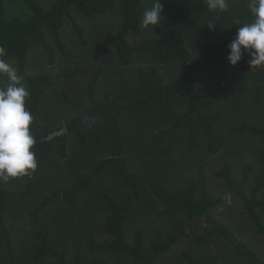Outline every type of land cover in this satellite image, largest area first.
Here are the masks:
<instances>
[{"label":"trees","instance_id":"trees-1","mask_svg":"<svg viewBox=\"0 0 264 264\" xmlns=\"http://www.w3.org/2000/svg\"><path fill=\"white\" fill-rule=\"evenodd\" d=\"M23 1L28 11L18 14L11 10L15 0H0V48L5 51L2 58L7 63L14 61L17 74L24 77L30 93L26 109L31 115L37 116L47 94L58 89L57 78L52 74L27 71L35 49H44L50 64L59 57L57 50L68 57L69 65L81 63L87 55H77L75 47L64 45L66 29L72 25L83 46L88 43V35L95 36L96 31L107 28L104 42L110 51L107 56L91 52V56L98 55L99 68L86 80L81 92H68L69 80L59 74L66 81L53 97L62 101L63 110L55 107L58 111L45 118L53 117L50 120L54 124L33 135L36 142L32 150L41 154L36 157L37 176H22L28 177L22 187L23 183L11 188L12 180L0 182V243L7 253V259L1 254L0 264H20L12 258L14 233L8 226L9 213L14 203L24 211L26 203L32 202L35 205L28 208L27 217L38 228L18 236L22 251L29 247L28 264H86L82 243L73 242L74 252L69 254L68 243L59 241L53 231L61 222L63 208L78 209L87 198L104 205L102 227L106 236L97 240L95 233L87 230L84 236L88 251L116 256L93 258L89 264H117L120 259H129L130 264H264V252L253 244L258 237L264 238V168L254 173L253 184L246 191L255 161H264V67L251 68V57L245 53L237 82L241 98L224 97L230 77L227 45L239 27L253 22L251 0H228L226 12L209 11L206 0H161L163 20L147 29L141 26V18L153 0ZM210 20L214 31L208 27ZM110 21L111 27H107ZM151 27L150 31L155 29L158 35H144ZM136 61L144 65L134 67ZM168 61L183 67L178 72H174L175 65L170 67L171 79L167 77L169 66H164ZM105 65L135 68V75L120 77L124 80L120 85L106 89L100 82ZM215 65L219 72L214 91L219 96L204 95L206 74ZM134 114L138 122L151 116L160 121L150 133L145 126H139L138 133L147 136L146 148H134V157H145V149L150 148L155 151L152 157L161 159L156 160L158 169H164L160 164L165 165L166 161L186 168V174L173 184H164L156 174L144 172L154 218L144 220L149 224L145 228L140 224L134 227L135 221H131L136 201L141 207H148L139 194V176L143 175L131 166L132 156L126 151L133 145L126 142L124 120ZM102 122L105 128L101 127ZM60 129H65V133L44 139ZM90 132L104 155L94 152L95 143L87 145ZM237 140L242 144L237 145ZM233 141L237 147L228 144ZM249 143L254 146L251 150ZM70 145L72 156L68 153ZM230 150L233 158L218 169H207L212 159ZM67 156L74 165L78 162L85 166L75 165L62 171L61 161H66ZM235 158L242 159L240 175L236 173L237 166L230 162ZM44 159L61 171L54 175L52 185L44 174L41 185L36 186L33 179L39 178V164ZM208 159L211 160L205 161ZM113 172L117 174L112 179L116 188L104 178ZM211 173L243 204L245 211L238 224L220 216L224 198L213 189L216 179L210 178ZM253 234L256 240L251 242ZM180 245L181 252L172 257V250ZM45 259L51 261L43 262Z\"/></svg>","mask_w":264,"mask_h":264},{"label":"rangeland","instance_id":"rangeland-1","mask_svg":"<svg viewBox=\"0 0 264 264\" xmlns=\"http://www.w3.org/2000/svg\"><path fill=\"white\" fill-rule=\"evenodd\" d=\"M24 1L23 0H15L11 10L14 13L21 14V12H27L28 10L24 7ZM251 21V20H249ZM248 21V22H249ZM77 22L80 24V21L77 20ZM247 22V20L245 21ZM82 27H84L82 25ZM107 27H111V21L109 23V25ZM89 28V27H88ZM153 27H151V29L148 30V32H144V35H158L157 33H155V29L153 31L152 30ZM87 30V28H86ZM161 30V29H160ZM108 34L107 32V28L106 31H96V35L94 36V33L88 35V43L83 46L80 43L79 40V36L75 30V28L72 25H69L66 29V35L64 37V45H66L67 47H75V51L77 55H87L86 59L81 61V63L75 65H69V59L68 57H65L64 54L61 53V51L57 50L58 47L55 45V42H52L53 47L55 50H57L58 52V56L57 60L54 64H50L48 62V57L47 54L45 52L44 49L38 48L35 49L32 53V56L30 57L29 61H28V66H27V71L28 72H44V73H49L52 74V76L56 77V82L55 84L57 85L58 89L60 90L61 84L66 80H63V77L61 75V78H59V74H63L65 75V77L69 80V84L67 85L68 88V92L70 93H77V92H81V89L83 90L84 87L86 86V80L91 77L92 73H94V71L99 68V58L98 55L94 54L93 56H91V52L93 51L94 53H107V51L109 52V46L107 45V43H105V37ZM109 53L106 54V56ZM96 55V56H95ZM141 56V55H140ZM108 62V61H107ZM112 61L108 62L111 63ZM137 63L134 65V67L139 66L140 65H144L143 62H139L136 61ZM163 62V61H162ZM12 67H14L16 69V63L14 61H10L8 62ZM164 66H169L167 72L168 75L167 77L169 79H171L173 77V75L171 74V68L172 66H176L174 72H178L180 71L183 67L176 63V64H172L171 62H164ZM229 64V62H228ZM106 66V65H105ZM264 67V65H261ZM228 70L230 72V77L228 78L227 81V85H228V92L224 95V97H237L239 96L237 94V82L239 81V76H240V72H241V64L240 62H238V64L236 66H231L229 64L228 66ZM135 68H129V69H124V68H120V67H109L107 68V66L104 68V70H102V74H101V85L103 86V88H106L110 86L115 87V85H120L124 80H121L120 77H133L135 75ZM219 72V68L217 65L213 66L209 72L206 74V82L203 84L202 86V92H204V95H209V96H219L216 95V91H214V84L216 81V76ZM126 80V79H125ZM130 81V80H129ZM7 82V78H5L4 76L0 75V87H3L5 85V83ZM131 82V81H130ZM26 86V85H25ZM60 86V87H59ZM27 88V86H26ZM58 89H52L50 91V93L47 94L45 100L43 101L42 105L40 106L41 111L37 114V116L32 115L33 116V120L30 124L33 125L32 128L30 129V133L32 135L35 134H40L43 129L45 127H51L54 124V120H50V119H45L48 118L47 116L50 115L51 113H53L54 111H58L57 109H55V107H57L59 109V111L63 110V104L61 103L62 101L60 99H55L53 97V95H56L57 93H55V90L58 91ZM110 90V89H109ZM237 98H241V96L237 97ZM236 98V99H237ZM53 104V105H52ZM27 110V109H26ZM36 117H38L39 119L42 120H38L36 119ZM105 122V121H104ZM104 122L101 123V127H104ZM227 123V121H226ZM124 124L126 126V130H128L127 132V138H126V142L127 144H131L133 145V147H127V153H129L132 156V163L131 166H133L140 174L143 175V177L140 178L139 176V194H140V199L144 202H146V204L148 205V207H141L140 205V201H136L135 202V206H136V211H135V217L131 219V221H135L134 227H140L145 228L147 227L149 224L144 221V220H151L154 219L153 218V214L150 213V211L152 210V205L150 204V199L148 196V186H147V181H146V177L144 172L146 173H154L156 174L158 177H160L162 179V182L164 184L170 183L173 184L175 181L178 182L180 179V177L182 176V174H186V168H184V166H179L175 163H170L168 161H166L165 165L160 164V166H164V169H158V164L156 162L157 159H159L157 156L152 157V154H155V151L153 149H145V157L143 158H139V157H134L135 156V150L134 148H143L146 146L144 145L145 141L147 140V136H145L144 134H139L138 133V128L139 126H145L147 131L150 133L152 132V130L157 129V126L160 124V121H158L154 116H151L149 119L146 120H141L140 122H138V118L137 115L134 114L133 116L127 118L124 120ZM29 126V128H30ZM93 130V129H92ZM65 133V129L63 130ZM42 139V138H41ZM69 141L71 142V144L73 145V143H75V140H72L73 137L69 136L68 137ZM87 145L89 146V144L91 143H95L96 145H94V149L96 153H100L102 152V155H104V151H102V149H100V145L94 140L93 136H92V132H90L87 135ZM237 145H241L242 142L241 140H237L236 141ZM230 146L233 147V145L235 147H237V145L235 144V141H233L232 143H228ZM245 146H247V144H245ZM249 150L253 149L254 146L252 143H249ZM40 147V150L42 151V147ZM73 147H76L75 145H73ZM72 147V148H73ZM30 151H33L32 149H30ZM68 153L70 154V156H72L73 150H71V145L69 146V150ZM230 152H225L222 153L219 158H214V159H208L205 161H210L208 163L207 169H218L220 168L224 162H228L229 158H233L230 157L229 154ZM41 154H36L35 153V158H39ZM76 155V154H75ZM77 157V155H76ZM163 161L165 162L164 157L162 156ZM70 157L67 156V158L65 159L66 161H61V170H71L74 168L75 165L77 166H85L82 165V163H78L75 162V165L73 163V161H67L69 160ZM78 159V157H77ZM203 159V158H201ZM161 160V159H159ZM37 161V160H36ZM41 164H39V169H41V171L39 172V178L35 181L33 178V182L36 184V186H40L41 185V180L44 174H46V179L49 183V185H52L54 183V175H56V173L59 171H61L57 165L55 164H51L49 163L47 160H41L40 161ZM43 162V163H42ZM161 162V161H160ZM230 162L234 165H236V173L237 175H240V166H242V159L239 158H235V159H231ZM255 165L253 167L254 172L251 175V181L248 184V187L246 188V191L250 189V187L253 184V177H254V173L257 172L258 170H260L261 168H264V161L262 160H256L255 161ZM145 168H147L150 171H146ZM83 169V168H80ZM37 176V172L36 170L34 172H32V175ZM117 174L116 172H113L111 174H105L104 178L110 180L111 186L113 188H116V183L113 179V177H115ZM210 178L212 179H216L213 181L212 183V187L214 190H216L217 192H219L221 194V196L224 198V205L222 207V209L220 208L219 210V214L220 216H222L225 219L230 220L231 222L234 223H239V219L240 216L242 215V213H244L245 209L243 204L238 201V199L236 197H234L233 195H231L224 186H222V184L220 183V181L215 178V176H211ZM25 179V180H23ZM10 180H12L13 182L10 181V187L14 188V186H19V184L23 183L20 187H22L26 182H28V177L26 176V178L24 177H17V178H11ZM39 180V181H38ZM175 180V181H174ZM18 182V185H17ZM147 194V195H146ZM85 195V194H84ZM86 196V195H85ZM81 198H83V200L85 199L84 196H82ZM230 200V202H229ZM31 205H35V203H26L27 208L25 207V210L23 211V208L20 207L17 203H14L12 205V208L10 210L9 213V220H8V226L9 229H11V231L14 233V235H12L13 239H12V247H13V257L15 260L19 261L20 264H28V248L27 250H24V252L22 251V248L19 246V238L18 236H20L21 234H23L25 232V230L28 229H37L38 225L35 223H32L30 220H28L27 217V212L28 208ZM80 205L78 209H71V208H63L62 211L64 212L63 217L61 218V222H59L58 227L56 226L54 228V231L57 235V238L59 241H62L64 243H68V246H70V249L68 251L69 254H72L74 251L72 249V244L75 241H80L82 243V249H83V253L84 257L86 258L87 263L89 264L90 261H92L93 258H105V259H115L114 257H116L113 254H109V253H105V252H97V253H90L88 251V247H87V243L85 240V236L84 233L87 230H92L95 233L96 239H105L106 236L103 233V227L102 224L105 220V213H104V205L100 202H91L89 200V198H87L83 203L80 202ZM61 207H63V204H61ZM22 218L18 217L19 212H21ZM48 214V213H46ZM49 217V214L47 215ZM47 218V217H45ZM144 218V219H143ZM132 224V222H131ZM21 233V234H20ZM30 238L29 237V241L30 242ZM56 238V239H57ZM248 239V238H247ZM256 240V236L253 234L252 236H250V241L254 242ZM256 247L259 248L260 251L264 252V238L262 237H258V241L253 243ZM57 247V246H56ZM182 250V246H177L172 250V257L178 255ZM0 257L1 254H3L4 258L7 259V253H6V249L3 245V242L0 243ZM169 256H167V258H169ZM171 257V258H172ZM119 258V257H118ZM167 258H164L163 262H166ZM117 260V259H116ZM7 261V260H6ZM51 261L48 259L43 260V262L49 263ZM130 264V260L129 259H125V261H123L122 259L119 260V262L117 264Z\"/></svg>","mask_w":264,"mask_h":264},{"label":"clouds","instance_id":"clouds-1","mask_svg":"<svg viewBox=\"0 0 264 264\" xmlns=\"http://www.w3.org/2000/svg\"><path fill=\"white\" fill-rule=\"evenodd\" d=\"M206 3L212 12H226L229 8L228 0H206ZM249 8L254 20L237 29L227 45L226 58L231 66H236L247 53L251 57L248 64L255 69L264 65V0H251ZM162 12L161 0H153L151 8L143 12L141 26L155 28L163 20ZM208 27L214 31L212 20L208 21ZM4 55V49L0 48V75L7 78L0 87V182L6 183L11 178L30 176L37 168V161L35 152L30 151L36 142L29 128L33 116L26 110L30 93L23 83L24 77L2 58Z\"/></svg>","mask_w":264,"mask_h":264},{"label":"water","instance_id":"water-1","mask_svg":"<svg viewBox=\"0 0 264 264\" xmlns=\"http://www.w3.org/2000/svg\"><path fill=\"white\" fill-rule=\"evenodd\" d=\"M64 129H60V130H57V131H54V132H51V133H49L46 137H44V139H46V140H50L51 138H53L54 136H56V135H60L61 133H63L64 131H63ZM43 139V138H42Z\"/></svg>","mask_w":264,"mask_h":264}]
</instances>
